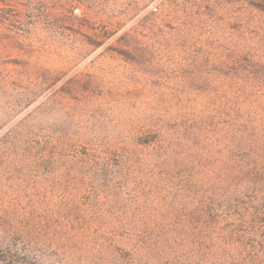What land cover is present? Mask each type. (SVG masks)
Instances as JSON below:
<instances>
[{
  "label": "rangeland",
  "instance_id": "1",
  "mask_svg": "<svg viewBox=\"0 0 264 264\" xmlns=\"http://www.w3.org/2000/svg\"><path fill=\"white\" fill-rule=\"evenodd\" d=\"M258 4L0 0V247L25 243L43 264L174 262L140 251L80 256L58 236L36 243L35 207L89 211L102 190H128L131 153L173 136L210 89L264 88ZM107 218L111 229L115 216ZM109 234L97 235L96 250L108 249Z\"/></svg>",
  "mask_w": 264,
  "mask_h": 264
},
{
  "label": "trees",
  "instance_id": "2",
  "mask_svg": "<svg viewBox=\"0 0 264 264\" xmlns=\"http://www.w3.org/2000/svg\"><path fill=\"white\" fill-rule=\"evenodd\" d=\"M201 106L173 136L131 153L128 190H102L89 211L36 206V243L58 236L57 246L101 259L140 251L147 260L171 254L169 264H264V88H213ZM108 233V249L96 250ZM37 251L14 241L0 247V264H43Z\"/></svg>",
  "mask_w": 264,
  "mask_h": 264
}]
</instances>
